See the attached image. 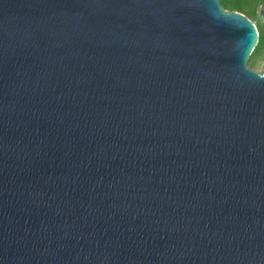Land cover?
<instances>
[{
	"label": "water",
	"instance_id": "95a60500",
	"mask_svg": "<svg viewBox=\"0 0 264 264\" xmlns=\"http://www.w3.org/2000/svg\"><path fill=\"white\" fill-rule=\"evenodd\" d=\"M259 39L220 0H0V264H264Z\"/></svg>",
	"mask_w": 264,
	"mask_h": 264
},
{
	"label": "rangeland",
	"instance_id": "374dc122",
	"mask_svg": "<svg viewBox=\"0 0 264 264\" xmlns=\"http://www.w3.org/2000/svg\"><path fill=\"white\" fill-rule=\"evenodd\" d=\"M223 4L226 5V9L232 10L231 8H238L241 10H236L247 15L252 21L256 23L258 28L262 33V44L263 46L259 51L253 53L249 59L248 65L253 69L261 70L264 62V22L261 18L257 17V14L260 16L261 6L263 4L262 0H222ZM231 7V8H228ZM251 12H256V16L251 14ZM263 22V23H262Z\"/></svg>",
	"mask_w": 264,
	"mask_h": 264
},
{
	"label": "trees",
	"instance_id": "16d2710c",
	"mask_svg": "<svg viewBox=\"0 0 264 264\" xmlns=\"http://www.w3.org/2000/svg\"><path fill=\"white\" fill-rule=\"evenodd\" d=\"M263 1V3H264V0H262ZM220 2H221V4L224 6V8H226L227 6L226 5H224L223 4V2H222V0H220ZM228 8H231V7H228ZM232 10H241V9H238V8H231ZM251 14H254L255 16H256V12H251ZM257 17L258 18H260V16L257 14ZM263 23V22H262ZM258 27V26H257ZM259 29V28H258ZM259 33H260V39H259V43H258V45H257V47H256V49H255V51L253 52V53H256L257 51H259L260 50V48L263 46V42H262V33H261V31H260V29H259Z\"/></svg>",
	"mask_w": 264,
	"mask_h": 264
}]
</instances>
